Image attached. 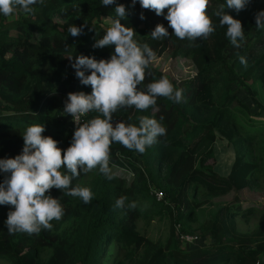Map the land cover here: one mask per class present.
<instances>
[{"label":"trees","instance_id":"obj_1","mask_svg":"<svg viewBox=\"0 0 264 264\" xmlns=\"http://www.w3.org/2000/svg\"><path fill=\"white\" fill-rule=\"evenodd\" d=\"M224 3L209 0L207 13L215 31L195 42L173 34L164 18L167 9L157 16L142 9L138 0L135 8H130L131 0H116L109 6H103L102 0H44L43 5L33 6L35 14L19 10L9 17L0 14V159L22 152V134L33 124H43L42 135L58 141L61 149L70 146L74 131L63 111L67 94L92 91L90 85L80 84L71 64L80 54L97 60L110 58L114 46L93 49L92 45L110 26L106 18H118L114 12L118 4L130 8L121 23L133 28L137 41L147 43L157 54L140 88L167 76L184 90L179 104L158 97L157 111H137L133 106L113 114L114 125L121 121L138 125L139 115L157 120L162 116L167 134L143 154L113 143L112 180L98 168L73 180V187L79 184L91 189L93 199L88 204L51 189L65 213L60 221L51 222V230L31 236L9 234L5 221L14 209L0 205V260L9 264H264V212L260 226L249 233L237 232L235 221L259 209L246 195L264 177V28L257 29L254 19L264 11V0H251L239 14L226 9L242 22L244 40L239 48L231 44L226 27L214 15ZM142 12L144 20L140 19ZM157 24L167 28L168 37H150ZM70 25H86L84 33L71 36ZM165 53L173 61L189 59L190 77L164 71L160 56ZM241 56L246 65L240 62ZM238 91L246 93L255 113L239 99ZM97 115L88 113L84 122ZM218 138L232 150L226 175L220 173L215 156ZM256 147H262L260 156L255 155ZM3 179L0 173V182ZM199 191L202 196L191 201L190 192L194 197ZM154 192L161 193L162 199L156 200ZM121 196L136 207L117 208ZM227 196L230 201L216 202ZM204 208L208 211L202 217ZM148 217L171 222L164 245L138 231L137 223ZM189 221H198L197 229L209 238L204 247L184 248L177 242L175 225L185 233L183 227ZM43 254L47 257L42 258Z\"/></svg>","mask_w":264,"mask_h":264},{"label":"clouds","instance_id":"obj_2","mask_svg":"<svg viewBox=\"0 0 264 264\" xmlns=\"http://www.w3.org/2000/svg\"><path fill=\"white\" fill-rule=\"evenodd\" d=\"M142 9L152 10L157 16L167 15L168 27L180 40L207 39L215 26L207 13L209 0H138ZM251 0H225L214 15L219 18V25L226 27V37L231 44L239 48L244 40L242 22L226 12L233 9L237 14L245 10ZM44 0H0V14L12 16L18 10L25 14H35L37 4ZM116 3V0H102L103 6ZM137 0H131L130 8H135ZM130 8L118 4L115 9L116 19L107 17L110 26L103 38L92 45L93 49L114 46L109 59L97 60L94 56L80 54L75 57L71 67L81 85L91 86V94L70 92L64 102V113L71 116L76 124L70 146L63 150L59 142L51 136H43L45 126L33 124L22 134L24 145L22 152L14 158L0 159V173L4 179L0 182V205H11L14 210L7 213L5 225L9 234L26 233L39 235L42 230H51L52 221H60L64 208L59 198H53L50 190H63L66 195L79 197L85 204L93 199L90 188L79 184L73 185L81 173L87 174L93 169L108 180L114 178L111 160V145L119 143L130 151L143 154L148 147L156 144L158 138L166 136L163 117L137 116L138 125L124 121L113 124V114L120 108L135 107L137 111L152 109L157 111V98L165 97L173 103L183 102L182 88H177L162 76L159 80L140 85L145 80L146 69L157 60L156 52L147 44L139 43L134 37L133 28L121 23L130 14ZM140 19L144 20L143 12ZM256 28H264V11L255 14ZM86 26V25H85ZM70 25L68 33L77 37L84 33V27ZM169 36L163 24H157L150 33L153 40H162ZM66 49L69 47L65 46ZM72 59V58H69ZM242 64H247L240 57ZM90 73V74H89ZM99 115L80 123L81 117L90 112ZM66 168L67 172L62 171ZM128 198L121 196L116 201L117 208L134 209L135 202L126 204Z\"/></svg>","mask_w":264,"mask_h":264},{"label":"rangeland","instance_id":"obj_3","mask_svg":"<svg viewBox=\"0 0 264 264\" xmlns=\"http://www.w3.org/2000/svg\"><path fill=\"white\" fill-rule=\"evenodd\" d=\"M134 39L139 40V36L136 35ZM162 58L160 62V67H164V71L169 69V72L177 77H190V70H188L189 59L185 60H177L173 61V59H168L167 53L162 54L160 56ZM166 58V59H165ZM240 100L245 101V106L251 113H255L256 109L253 108V104L247 100L246 93L239 92L237 93ZM65 122L68 124L69 119L67 120V116H65ZM262 153V147L255 148V155L260 156ZM215 156L219 163V171L221 174L226 175L230 170V165L232 161V150L226 146V143L221 141L220 138L217 139L216 147H215ZM234 156V155H233ZM115 172V171H114ZM117 174L124 175L122 172L117 171ZM88 179V178H87ZM86 180V177H85ZM203 192L199 191L194 197L191 196V192L189 195V199L191 201H196L197 198L202 196ZM247 198L256 203L259 206L257 212L253 214L241 215L235 218L236 221V230L240 233H249L254 230L256 227L260 226L262 222L261 213L264 212V177L257 182L255 185L250 187V190L247 191ZM231 200L230 196L223 197L217 199V203H224ZM207 208H204V214L201 215L202 217L207 215ZM198 221H189L188 224L184 225L185 235L190 236L192 238H197L195 240V248L197 247H204V244L209 240L208 237L202 235L198 228ZM176 227V225H175ZM181 227V226H180ZM138 231L149 238L150 240L158 243L159 245H164L166 241L170 237V229H171V222L166 219H156V218H146L137 223ZM176 235V234H175ZM179 238V237H178ZM178 240V239H177ZM178 242V241H177ZM179 244V243H178ZM186 248V246H184ZM119 256L123 258L122 254L119 253ZM47 254H43L42 258H46ZM0 264H9L6 261L0 260ZM108 264H114L113 261H110Z\"/></svg>","mask_w":264,"mask_h":264},{"label":"built area","instance_id":"obj_4","mask_svg":"<svg viewBox=\"0 0 264 264\" xmlns=\"http://www.w3.org/2000/svg\"><path fill=\"white\" fill-rule=\"evenodd\" d=\"M66 99H67V97H66ZM66 116H67V114H66ZM84 117L85 116L81 117L80 123L84 122ZM68 119H69L68 124L70 125V128L72 129V131H74L75 128H76V124L73 122L71 116H67V120ZM154 196H155L156 200H158V201L162 199L161 193L154 192ZM175 232H176V238L178 239V242L180 243V245L182 247L186 246V248H189V247H194L195 246V244H196L195 240L197 238H192L190 236H187V235L183 234L182 231H181L180 225H176Z\"/></svg>","mask_w":264,"mask_h":264}]
</instances>
